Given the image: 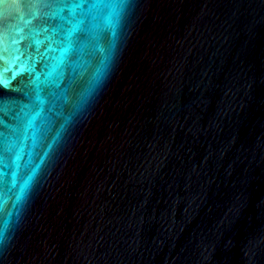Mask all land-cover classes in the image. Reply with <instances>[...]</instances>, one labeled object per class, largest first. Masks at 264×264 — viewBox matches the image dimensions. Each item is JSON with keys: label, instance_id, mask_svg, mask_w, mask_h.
<instances>
[{"label": "water", "instance_id": "obj_1", "mask_svg": "<svg viewBox=\"0 0 264 264\" xmlns=\"http://www.w3.org/2000/svg\"><path fill=\"white\" fill-rule=\"evenodd\" d=\"M0 264H264V0H0Z\"/></svg>", "mask_w": 264, "mask_h": 264}]
</instances>
